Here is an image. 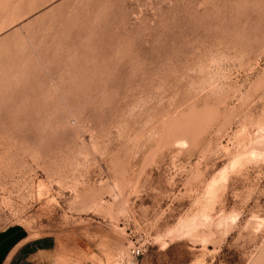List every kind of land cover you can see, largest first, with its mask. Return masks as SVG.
I'll return each instance as SVG.
<instances>
[{
    "label": "rangeland",
    "instance_id": "374dc122",
    "mask_svg": "<svg viewBox=\"0 0 264 264\" xmlns=\"http://www.w3.org/2000/svg\"><path fill=\"white\" fill-rule=\"evenodd\" d=\"M8 226L71 264H264V0H0Z\"/></svg>",
    "mask_w": 264,
    "mask_h": 264
},
{
    "label": "crops",
    "instance_id": "0c3cea01",
    "mask_svg": "<svg viewBox=\"0 0 264 264\" xmlns=\"http://www.w3.org/2000/svg\"><path fill=\"white\" fill-rule=\"evenodd\" d=\"M0 264H71L50 235L27 237L19 226L0 230ZM77 264H91L87 261Z\"/></svg>",
    "mask_w": 264,
    "mask_h": 264
},
{
    "label": "built area",
    "instance_id": "2783aa9c",
    "mask_svg": "<svg viewBox=\"0 0 264 264\" xmlns=\"http://www.w3.org/2000/svg\"><path fill=\"white\" fill-rule=\"evenodd\" d=\"M131 254H132V257L134 259H137L140 255H142V248L137 246V247H134L132 250H131Z\"/></svg>",
    "mask_w": 264,
    "mask_h": 264
}]
</instances>
